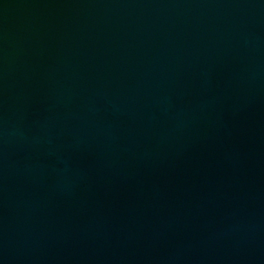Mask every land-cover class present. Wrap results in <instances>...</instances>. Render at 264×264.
Wrapping results in <instances>:
<instances>
[{"label": "water", "instance_id": "water-1", "mask_svg": "<svg viewBox=\"0 0 264 264\" xmlns=\"http://www.w3.org/2000/svg\"><path fill=\"white\" fill-rule=\"evenodd\" d=\"M0 264H264V0H0Z\"/></svg>", "mask_w": 264, "mask_h": 264}]
</instances>
